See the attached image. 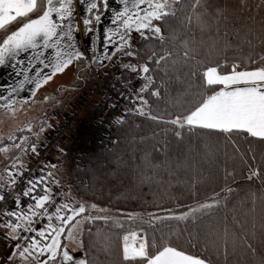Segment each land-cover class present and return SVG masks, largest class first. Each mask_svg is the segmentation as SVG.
Segmentation results:
<instances>
[{"label": "trees", "instance_id": "trees-1", "mask_svg": "<svg viewBox=\"0 0 264 264\" xmlns=\"http://www.w3.org/2000/svg\"><path fill=\"white\" fill-rule=\"evenodd\" d=\"M193 4L194 0H177L176 15L167 24L157 22L165 40L142 37L129 56L131 63H148L156 69L151 75L160 97L138 94L147 101L144 111L161 119L128 113L116 127L113 148L96 142L86 152L73 155L72 180L82 201L112 208L122 222L121 213L139 214V219L124 223L123 228L112 222L85 223L82 242L89 264H127L122 259L123 236L132 231L143 232L150 245L155 243L150 252L168 245L200 255L210 264H260L264 257V178L247 180L249 168L242 163L247 161L264 173V144L244 133L229 136L163 122L188 114L212 94L202 80L207 67L225 62L249 69L256 66L248 58L258 62L259 55H264V0H245L244 7L240 0H202V6L195 8ZM218 9L224 10L227 19L214 15ZM197 15L208 22L206 29L197 23ZM186 17H193L192 23ZM185 51L191 58L183 56ZM165 52L173 54L165 63L149 62L153 53L158 58ZM135 75L130 68L124 69L118 84L125 92L130 91ZM177 131L180 136L175 135ZM253 155L256 159H249ZM227 173H234V179L226 180ZM222 188L232 191L225 193ZM41 192L39 188L37 193ZM217 193L223 203L216 208L194 213L187 220L148 223L149 213L178 216L211 202Z\"/></svg>", "mask_w": 264, "mask_h": 264}, {"label": "snow or ice", "instance_id": "snow-or-ice-1", "mask_svg": "<svg viewBox=\"0 0 264 264\" xmlns=\"http://www.w3.org/2000/svg\"><path fill=\"white\" fill-rule=\"evenodd\" d=\"M177 0H120L123 5L122 10L116 11L112 23L117 25L115 29L109 28L106 39L109 44H116L114 36L119 37V45L115 51H103L101 56L95 55L93 49L94 62L101 67L104 62L115 55L116 52L123 51L124 55L131 56L133 53L127 51L130 48V34L133 30L145 39L155 38L163 42L165 37L162 28L157 26V22L167 24L170 17L176 15L173 11V5ZM81 3H87L86 11L92 13L98 8H108V0H81ZM241 7H244L245 0H240ZM202 6V0H194L193 7ZM217 18L227 16L223 9H218L214 13ZM96 22L100 21V15L94 17ZM201 29H206L208 22L203 20L200 15L195 17ZM188 23H192L193 17H186ZM85 31L91 32L93 29L89 25L93 24L92 18L83 20ZM13 25L18 27L12 28ZM123 29V32L120 31ZM74 30H79V26L74 22V3L73 0H0V31L5 33L0 39V67L11 66L16 69L18 64L25 63L24 60L17 61L21 53L33 52L28 60V69H21L16 75H23V79L16 84L0 85V107L11 112H15L16 105L27 103L16 98L25 83L34 85L31 97L34 98L35 92L44 84H47L58 73H63L76 62L85 59L84 53L80 51L74 43ZM264 30V26H262ZM227 35V33H225ZM251 45V40H246ZM264 43V39H262ZM107 47V45L105 46ZM44 50H52L49 56H45ZM173 54L165 52L159 55L153 53L148 60L157 66L165 63ZM185 58H191L190 53H183ZM249 63L256 64L253 68H242L238 63H227L224 65L217 64L214 67H207L202 73L203 83L210 89L212 94L202 98L193 109L186 115H176L170 121H163L177 126L180 129L186 126L189 129H205L217 133H223L231 136L232 134L244 133L262 144H264V55H259L258 62L256 59L249 57ZM16 63H13V62ZM47 61V62H45ZM34 62L42 65L35 75L29 77L24 75V71L30 70ZM86 67L88 65H85ZM130 68L133 73L142 74L141 79L144 83L139 88V93L148 92L150 95L160 97V89L156 87V81L151 75L156 69L150 68L148 63L141 67L134 65H124ZM49 69V72H45ZM227 69V71H225ZM215 86H221L215 90ZM6 93V94H5ZM141 102V107L137 109L140 115L148 116L152 120H160L158 116H152L144 111V105L147 101L143 95H137ZM118 122H122L119 121ZM176 136L181 133L177 131ZM13 139V137H9ZM28 137H24V143H27ZM16 148H21L22 144H16ZM8 148L0 149L7 152ZM31 151L37 152L35 144L31 145ZM249 159L255 160L253 155ZM249 171L246 175L247 180L264 178L261 168L242 161ZM53 168L56 165H52ZM22 177L23 173L20 172ZM54 174L49 172L47 176H40L36 180H28V187L22 192L24 197H30L33 203L27 205V211H9L4 213L9 217H14L16 223L8 220L0 225L4 228H10L11 232L8 238L16 240L14 245L16 251H13L8 260L19 253V257L27 261L34 257L36 264H89L87 258H77L73 253L76 247L83 248V242L78 239L84 223L103 221L112 222L117 227L123 228L124 223L136 221L139 219L137 213H121L125 220L100 215L107 209L99 207L97 204L86 205L83 202L56 203L54 193L49 177ZM234 179V173H227L225 179ZM16 176L11 177V183L15 186ZM52 184H59L53 179ZM37 188H42V194L34 195ZM223 192H231V188H222ZM220 194L217 193L211 202L192 208L190 211L181 215L159 216L149 213L151 225L155 221L165 219L187 220L194 213H204L207 210L216 208L223 203ZM5 200V194L0 189V201ZM63 201V197H62ZM17 208H20L19 196L16 198ZM52 207L53 211L49 213L48 209ZM47 220V223L40 228H33L32 225L41 219ZM53 220L58 221L54 225ZM17 230L21 233H34V235L16 234ZM225 237L228 232L224 230ZM39 237V238H38ZM62 237L64 238L62 240ZM24 241L26 246L19 243ZM66 241H71L74 247H70ZM105 246L110 247V243L105 241ZM251 251H255L251 244L246 245ZM150 247L155 249V243L149 244V238L143 232L132 231L123 236L122 259L127 264H209L206 258L200 255H191L176 247L162 245L158 250L150 252ZM86 256V254H85ZM260 264H264V257L261 258Z\"/></svg>", "mask_w": 264, "mask_h": 264}, {"label": "rangeland", "instance_id": "rangeland-1", "mask_svg": "<svg viewBox=\"0 0 264 264\" xmlns=\"http://www.w3.org/2000/svg\"><path fill=\"white\" fill-rule=\"evenodd\" d=\"M73 3L74 22L79 26V30H74L73 32L74 43L75 46L84 53L85 59L76 62L73 66L65 70V72L58 73L54 76L52 80L35 92V96L31 100L30 97L34 85L25 83L23 90L16 94V98L21 101L29 102L17 104L15 112L0 107V149H9L7 152L0 151V189L2 190L9 187L11 184V177L16 176L21 170V167L26 165L27 155L31 151V145H39V143L43 142L45 137L52 132L51 127L56 123V112L64 110L67 105H71L76 95L81 92L79 88L71 86V83L80 79V77L85 80V87H88V85L93 82L94 68L91 65V63H95L93 49H95L96 56H101L102 52L105 50L109 52L115 51L120 43L118 36L113 37L116 41L115 45L109 44L106 39L108 29H115L117 27V25L112 23V20L115 12L123 8L120 0H108V8L105 9L101 7L94 10L92 13L86 11L87 3H81V0H73ZM175 6L176 3L173 5V11L175 10ZM97 14L100 15L99 22H96L94 19ZM86 17L93 19V24L89 25V27L93 29L91 32L85 31L83 20ZM120 31L123 32V29H120ZM134 33L137 32L133 30L130 34V48L126 49L127 51H133L131 40ZM4 35L5 33L3 32L0 35V39H2ZM106 45L107 47H105ZM44 51L45 56H49L52 50ZM119 54H124V52H116L115 55L104 62V66L102 67L98 63H95L94 66L96 70L98 72H103ZM32 55V51L29 53H21L17 61L24 60L25 63L22 65L18 64L16 69H13L11 66L0 67V85L16 84L18 81L22 80L23 75L18 76L16 73L21 69H28L27 62L31 59ZM127 62H130L129 56ZM13 63L16 62L14 61ZM85 65L88 66L86 67ZM41 67V64L34 62V66L30 70L24 71V75L32 77ZM49 71V69H45V72ZM9 137H13V139H9ZM24 137H28L27 143H24ZM16 144H22V147L16 148ZM74 162L75 157L73 155H67L52 163V165H56L55 168H53L52 165L50 166V171L54 174L55 179L64 184L71 185L73 191L75 190L72 180ZM85 203L88 205L93 204L87 201ZM99 207L107 209L106 212L99 213L100 215L116 217L117 212L112 208ZM84 225L85 223L78 237L80 241H82ZM10 232L11 229L8 230V234ZM16 234H19V230H17ZM16 258V264H36L34 257H30L27 261H24L19 257L18 253Z\"/></svg>", "mask_w": 264, "mask_h": 264}, {"label": "built area", "instance_id": "built-area-1", "mask_svg": "<svg viewBox=\"0 0 264 264\" xmlns=\"http://www.w3.org/2000/svg\"><path fill=\"white\" fill-rule=\"evenodd\" d=\"M159 26V25H158ZM139 33L132 35L131 47H136L141 41ZM128 56L119 54L103 72L94 68V79L92 84L67 108L56 112V123L52 125V132L44 141L36 146L37 152L30 151L27 155V163L24 169L16 175V184L4 190L5 200L0 201V220L7 217L4 213L9 211L27 209L29 203H33L30 197H24L22 192L28 187V180H36L40 176H47L46 169L52 159L62 153L76 155L91 149L96 142L105 144L109 149L116 143L115 130L118 120L128 113H138V101L135 99L143 80L139 73L130 82V91L125 92L118 84L125 69L124 65L139 64L127 62ZM53 177L48 178L57 204L65 202L64 196L69 192L68 184H52ZM39 188H37L38 190ZM34 195H40V193ZM19 196L20 208H17L16 198ZM63 197V201H62ZM53 211L52 207L48 209ZM47 223L46 218L36 221L32 227L40 228ZM34 235V233H21ZM39 238V237H38ZM26 245L24 241H21ZM8 247L7 237L0 232V253Z\"/></svg>", "mask_w": 264, "mask_h": 264}, {"label": "crops", "instance_id": "crops-1", "mask_svg": "<svg viewBox=\"0 0 264 264\" xmlns=\"http://www.w3.org/2000/svg\"><path fill=\"white\" fill-rule=\"evenodd\" d=\"M159 25V24H158ZM94 64L95 63H91V65L92 66H94ZM91 65H89V66H91ZM95 67V66H94ZM94 78V77H93ZM72 85L71 86H73V87H77V88H79L80 89V93L78 94V95H76V97H75V99L73 100V102L92 84H90V85H88V87H85V85H86V82H85V80H83L81 77H80V79H77L76 81H73L72 83H71ZM221 87V86H220ZM82 88V89H81ZM69 105H67L65 108H67ZM64 108V109H65ZM62 155H63V153L62 154H60L59 156H57L56 158H54V159H52V161L49 163V164H47V166H46V169H47V172L49 173V172H51L50 171V166L52 165V163L54 162V161H56V160H59L61 157H62ZM70 155V154H69ZM24 169V166L23 167H21V170H23ZM20 170V171H21ZM19 171V172H20ZM53 179H55V177L53 176ZM56 180V179H55ZM57 181V180H56ZM58 182H60V181H58ZM60 183H62V182H60ZM12 184V183H11ZM11 184L9 185V187L11 186ZM69 185V184H68ZM8 187V188H9ZM69 187H70V190H69V192L64 196V198H65V201L66 202H69V203H73V202H75V203H78V202H83V203H85L84 201H82L79 197H78V195L76 194V192H75V190L73 191L72 190V187H71V185H69ZM4 190L5 189H3V192H4ZM40 194H42V192L40 193ZM86 204V203H85ZM86 205H88V204H86ZM20 210H23V211H27V209H19V210H17V211H20ZM8 220H12V222L13 223H16L17 221H16V219L14 218V217H9V216H7L6 218H4L3 220H0V225H2V224H4L5 222H7ZM52 223L54 224V225H56V224H58V221H56V220H53L52 221ZM10 228H4V227H2V226H0V232H2L3 234H5V236L7 237V242H8V247H7V249L4 251V252H2V253H0V264H16V256H18V251H17V255L15 256V257H13V259L11 260V261H9L8 260V256L13 252V251H16V249L14 248V245L17 243V241L16 240H13V239H10V238H8V230H9ZM19 234H20V230H19ZM64 238L62 237V240H63ZM68 244H69V246L70 247H74V245L72 244V242H68V241H66ZM19 243H21V241H19ZM22 244V243H21ZM23 245V244H22ZM24 246H26V245H24ZM77 258H82V257H84V258H86L85 257V254H84V251H83V248H79V247H76V250L74 251V253H73ZM16 258V259H15ZM210 264V263H209Z\"/></svg>", "mask_w": 264, "mask_h": 264}]
</instances>
